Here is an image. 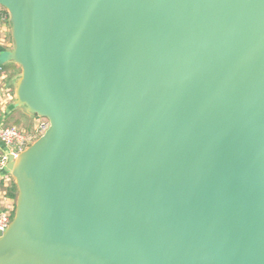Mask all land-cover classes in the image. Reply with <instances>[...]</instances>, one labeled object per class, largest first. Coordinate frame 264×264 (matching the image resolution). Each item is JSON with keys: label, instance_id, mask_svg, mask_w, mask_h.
<instances>
[{"label": "water", "instance_id": "95a60500", "mask_svg": "<svg viewBox=\"0 0 264 264\" xmlns=\"http://www.w3.org/2000/svg\"><path fill=\"white\" fill-rule=\"evenodd\" d=\"M14 105L0 264H264V0H0Z\"/></svg>", "mask_w": 264, "mask_h": 264}, {"label": "built area", "instance_id": "2783aa9c", "mask_svg": "<svg viewBox=\"0 0 264 264\" xmlns=\"http://www.w3.org/2000/svg\"><path fill=\"white\" fill-rule=\"evenodd\" d=\"M5 71L0 66V79H5ZM2 112V98L0 96V114ZM35 126L31 129H22L14 125L0 122V144L7 149L6 152H0V179L7 185L13 180L10 173L6 172V166L10 154L17 155L25 150L35 140H37L48 129L50 122L47 118L37 117ZM8 187V186H5ZM0 202V231H4L11 223L14 212L16 199L7 196V189L1 195ZM8 201H11L8 203Z\"/></svg>", "mask_w": 264, "mask_h": 264}, {"label": "crops", "instance_id": "0c3cea01", "mask_svg": "<svg viewBox=\"0 0 264 264\" xmlns=\"http://www.w3.org/2000/svg\"><path fill=\"white\" fill-rule=\"evenodd\" d=\"M13 49V39H12V30L11 25L9 23V16L6 11L0 10V66L3 67L5 73V79H0V96L2 98V112L0 114V122L7 124V119L12 113H15L20 118H28L31 121V125H35L37 122V118L28 114L24 108H20L14 105L12 102L14 95V91L11 86L8 84L7 71L6 67L13 68V62L9 60V52ZM16 65V64H15ZM19 67V66H18ZM15 77V76H14ZM14 80V79H13ZM24 111H23V110ZM24 115V117L19 116L20 114ZM33 121V122H32ZM32 127H30L31 129ZM6 148L4 145L0 144V152H6ZM5 186L11 187V182L9 185L3 182L0 179V202L1 195L5 189ZM13 199V198H12ZM11 201H8V203Z\"/></svg>", "mask_w": 264, "mask_h": 264}, {"label": "rangeland", "instance_id": "374dc122", "mask_svg": "<svg viewBox=\"0 0 264 264\" xmlns=\"http://www.w3.org/2000/svg\"><path fill=\"white\" fill-rule=\"evenodd\" d=\"M0 10L5 11L3 8H0ZM13 68L14 69H12V68H9V69L7 68L6 69V71H7V76H6L7 78L6 79H8L7 80L8 81V84L13 89L14 95H15V92H16V82H15V80L21 74V67L20 66L18 67L17 64L15 65V63H13ZM15 100H16V95L13 97L12 102L14 103ZM21 115L22 114H20L19 116H21ZM22 116L24 117V115H22ZM7 124L14 125V126H17L19 128H22V129H30V127L33 128L35 126V125L34 126L31 125L32 123H31L30 119H28V118H20L15 113H12V115L9 116V119H7ZM13 181H14V179L11 180V184H12Z\"/></svg>", "mask_w": 264, "mask_h": 264}, {"label": "trees", "instance_id": "16d2710c", "mask_svg": "<svg viewBox=\"0 0 264 264\" xmlns=\"http://www.w3.org/2000/svg\"><path fill=\"white\" fill-rule=\"evenodd\" d=\"M5 69H7V67ZM7 196L11 197V198H14V199L17 198V186H16L14 181L12 182L11 187L7 188Z\"/></svg>", "mask_w": 264, "mask_h": 264}]
</instances>
